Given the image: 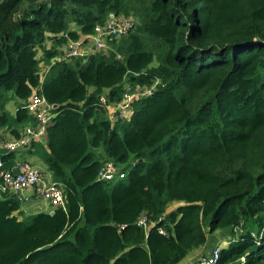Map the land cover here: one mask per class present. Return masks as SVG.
<instances>
[{
	"label": "trees",
	"instance_id": "16d2710c",
	"mask_svg": "<svg viewBox=\"0 0 264 264\" xmlns=\"http://www.w3.org/2000/svg\"><path fill=\"white\" fill-rule=\"evenodd\" d=\"M110 12L134 28L52 61ZM125 78L157 84L108 120L100 97L120 102ZM33 91L56 107L25 154L64 203L27 215L4 193L0 264H178L217 231L215 264H264V0H0V130L32 122ZM105 160L125 176L97 179Z\"/></svg>",
	"mask_w": 264,
	"mask_h": 264
},
{
	"label": "built area",
	"instance_id": "2783aa9c",
	"mask_svg": "<svg viewBox=\"0 0 264 264\" xmlns=\"http://www.w3.org/2000/svg\"><path fill=\"white\" fill-rule=\"evenodd\" d=\"M136 24L134 17H121L109 13L103 24H96L93 32L77 40L68 39L58 60H66L71 57H79L96 51H103L108 48V38H119L130 32ZM88 42V43H87ZM90 45V49L87 44ZM47 69L41 73L44 74ZM157 82L151 86L126 84L124 86L122 100L118 103L108 102L105 96L100 97L102 108H112L116 117L127 119L131 114L133 101L149 96ZM24 106L32 117V122L24 125L17 138L3 139L0 141V149L7 153H20L30 147L32 142L44 140L46 128L53 117L54 105L49 104L45 98L37 91H33ZM125 172L122 166L113 163L110 160L102 162L98 170L97 179L112 181L123 178ZM4 193H10L15 196L20 205L30 202L33 198L49 202L53 211L57 206H63L64 197L62 188L52 181H46L41 171L27 159H14L10 167L4 166L0 162V199ZM136 224L143 229H147L153 222L149 217L142 213ZM158 232L164 234L162 227ZM220 243L215 245L207 255H203L197 261V264H215L219 252Z\"/></svg>",
	"mask_w": 264,
	"mask_h": 264
},
{
	"label": "crops",
	"instance_id": "0c3cea01",
	"mask_svg": "<svg viewBox=\"0 0 264 264\" xmlns=\"http://www.w3.org/2000/svg\"><path fill=\"white\" fill-rule=\"evenodd\" d=\"M72 29L78 30V28L71 24L70 26ZM64 46H62L61 51H63ZM62 53V52H61ZM23 102V101H22ZM103 117L107 118L108 120H113L115 117V113L112 108H105V112L101 114ZM22 128V127H21ZM21 128H19V132L21 131ZM0 135L2 136V139H9L12 137V135L7 131L6 128H3L0 130ZM13 138V137H12ZM44 143V140L42 141ZM24 158L29 160L33 165H35L43 174V178L46 181H51V175L47 171L46 166L41 161L40 158L36 157L34 153L31 154H25V151H21L19 156L15 155L14 157H11L9 153L5 152L4 150L0 149V162L6 166L10 167L13 164L14 159ZM51 208L49 202H45L41 199L33 198L30 202L24 204L21 206V211L24 214H33L41 211H48ZM225 234L222 235V232H215L208 236L207 242L202 245L201 247L192 249L184 259L178 263V264H197V261L199 258H201L203 255H207L210 252V249L217 243L224 244L228 241V237H224ZM227 240V241H226Z\"/></svg>",
	"mask_w": 264,
	"mask_h": 264
},
{
	"label": "rangeland",
	"instance_id": "374dc122",
	"mask_svg": "<svg viewBox=\"0 0 264 264\" xmlns=\"http://www.w3.org/2000/svg\"><path fill=\"white\" fill-rule=\"evenodd\" d=\"M87 43H88V42H87ZM90 45H91L90 43L87 44V46L89 47V49L91 48ZM58 49L61 51L62 46H61V45L58 46ZM38 55H40V52L38 53ZM60 55H61V52H60L56 57L52 58V61L55 60V59H58V58L60 57ZM43 69H44V68H42V70H43ZM126 79H127V78H125V79L122 81V84H123V85H125L126 83H129ZM90 90H91V88H89V91H90ZM104 91H108V90L105 89ZM16 106H17L16 101H15V100H11V101H9L8 104L6 105V109L9 111V113H10L11 115H14V114H15V110H16ZM19 154H20V153H18V152L16 153L17 156H19ZM179 203H180V202H176V201L169 202L168 205H167V211L171 210V208H175ZM217 244H219V243H217ZM217 244H215V245H217ZM215 245H214V246H215ZM214 246H213V247H214ZM213 247H212V248H213ZM212 248H211L210 250H212Z\"/></svg>",
	"mask_w": 264,
	"mask_h": 264
},
{
	"label": "water",
	"instance_id": "95a60500",
	"mask_svg": "<svg viewBox=\"0 0 264 264\" xmlns=\"http://www.w3.org/2000/svg\"><path fill=\"white\" fill-rule=\"evenodd\" d=\"M55 107H56V106L54 105V108H55ZM51 213H53V211H50V214H51Z\"/></svg>",
	"mask_w": 264,
	"mask_h": 264
}]
</instances>
